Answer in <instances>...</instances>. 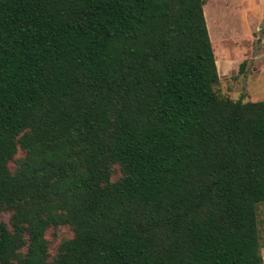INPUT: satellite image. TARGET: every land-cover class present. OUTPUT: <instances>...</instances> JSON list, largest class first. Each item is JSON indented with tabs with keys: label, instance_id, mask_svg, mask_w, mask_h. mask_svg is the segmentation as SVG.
Masks as SVG:
<instances>
[{
	"label": "trees",
	"instance_id": "16d2710c",
	"mask_svg": "<svg viewBox=\"0 0 264 264\" xmlns=\"http://www.w3.org/2000/svg\"><path fill=\"white\" fill-rule=\"evenodd\" d=\"M204 5L0 0V264H264V100Z\"/></svg>",
	"mask_w": 264,
	"mask_h": 264
},
{
	"label": "rangeland",
	"instance_id": "374dc122",
	"mask_svg": "<svg viewBox=\"0 0 264 264\" xmlns=\"http://www.w3.org/2000/svg\"><path fill=\"white\" fill-rule=\"evenodd\" d=\"M204 11L215 51L220 81L217 91L234 100H264V0H204ZM211 15V16H210ZM209 19V20H208ZM23 156L19 151L17 157ZM11 166H16V161ZM120 175L118 166L114 177ZM264 257V203L258 207ZM9 220V213H3ZM73 235L69 226L48 231L51 254Z\"/></svg>",
	"mask_w": 264,
	"mask_h": 264
},
{
	"label": "bare ground",
	"instance_id": "6f19581e",
	"mask_svg": "<svg viewBox=\"0 0 264 264\" xmlns=\"http://www.w3.org/2000/svg\"><path fill=\"white\" fill-rule=\"evenodd\" d=\"M211 16V15H210ZM209 20V19H208Z\"/></svg>",
	"mask_w": 264,
	"mask_h": 264
}]
</instances>
